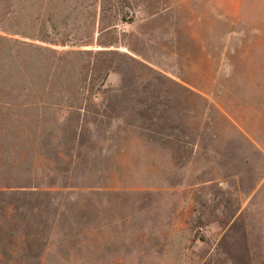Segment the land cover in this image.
<instances>
[{
    "label": "rangeland",
    "instance_id": "obj_1",
    "mask_svg": "<svg viewBox=\"0 0 264 264\" xmlns=\"http://www.w3.org/2000/svg\"><path fill=\"white\" fill-rule=\"evenodd\" d=\"M176 68L190 113L126 94ZM31 183L0 264H264V0H0V187Z\"/></svg>",
    "mask_w": 264,
    "mask_h": 264
},
{
    "label": "crops",
    "instance_id": "obj_2",
    "mask_svg": "<svg viewBox=\"0 0 264 264\" xmlns=\"http://www.w3.org/2000/svg\"><path fill=\"white\" fill-rule=\"evenodd\" d=\"M146 66L153 68L154 70L160 71L162 72L163 69L160 65L157 64H153L150 62H143ZM179 63L177 62L174 65V68L177 67L178 68ZM177 68L175 69L176 72L172 71V73H167V74H163V78L166 79L169 83H172L173 85H175L177 87L178 90L173 91V92H158L156 89H154V85L153 83L157 82L158 76H153L150 78V82L146 81V80H140L136 82V85H147L149 87V89H137L134 90L132 92H126V94L128 93L130 98L133 99H144V100H154V99H159V98H170L171 99H177V100H181L178 105L183 109L182 113H190V100L192 97H197V98H204L206 96V94L198 89L197 87H195L191 81L190 76H186L185 74H181L179 70H177ZM143 78V77H142ZM148 83H151V85H148ZM143 88V87H142ZM97 99V98H96ZM146 102V101H145ZM141 103V102H140ZM142 105V103H141ZM147 106V105H145ZM185 107H187V110L185 111ZM90 124H80L79 127L80 129H83V127H87ZM90 128H93L94 125L89 126ZM144 130H148V129H144ZM144 143L148 144L149 140H145ZM153 143L155 142H151L150 145H153ZM149 145V144H148ZM197 150L194 151V153Z\"/></svg>",
    "mask_w": 264,
    "mask_h": 264
},
{
    "label": "trees",
    "instance_id": "obj_3",
    "mask_svg": "<svg viewBox=\"0 0 264 264\" xmlns=\"http://www.w3.org/2000/svg\"><path fill=\"white\" fill-rule=\"evenodd\" d=\"M16 34L22 35V32H16ZM22 46H30V44L28 42H23L21 43ZM38 48H42V46H39ZM60 189L63 190H59V191H67V192H73L75 191L76 186L75 185H71L69 183L64 184L63 186H60ZM55 189L54 185L51 186H41L38 183H31V185H22V186H16V188L14 186H4V187H0V204L3 205H11L13 206V199L15 197H28V198H32L35 196H44L46 193L45 192H52Z\"/></svg>",
    "mask_w": 264,
    "mask_h": 264
}]
</instances>
